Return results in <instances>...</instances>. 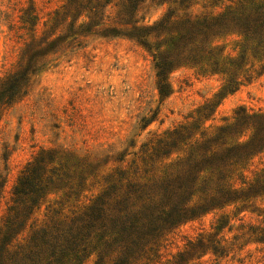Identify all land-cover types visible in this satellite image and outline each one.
Segmentation results:
<instances>
[{
    "label": "trees",
    "instance_id": "trees-1",
    "mask_svg": "<svg viewBox=\"0 0 264 264\" xmlns=\"http://www.w3.org/2000/svg\"><path fill=\"white\" fill-rule=\"evenodd\" d=\"M146 1L66 0L55 13L51 32L26 46L22 65L0 89V107L14 102L38 70L37 64L58 46L100 35L128 38L152 54L161 101L171 96L170 77L180 67L200 66L203 73L225 76L215 100L198 111L200 121L210 118L223 99L238 91L241 77L252 78L250 70H245L249 56L264 57V0H216L221 5L216 15L179 18L170 10L153 25H144L139 15ZM161 2L183 9L191 4V0ZM232 35L240 38L239 56L221 61L214 42ZM248 132L249 140L239 141ZM192 138V129L180 126L152 146L143 145V154L153 162L169 159L182 145L187 150L165 165L158 178L130 180L126 171L116 169L88 206L64 219L59 211L49 209L54 218L37 227L30 222L50 193L79 198L99 170L72 154L43 151L24 167L12 190L0 228V264H86L91 258L93 264H159L163 240L183 224L264 195V170L245 189L229 184L234 166L264 152V113L241 109L233 123L219 127L213 135L195 142ZM196 197L200 202L194 205ZM228 224L223 220L216 236ZM260 234L257 242L264 243V230ZM208 242L190 243L189 250L165 264H190L199 250L198 259L209 252L223 258L221 240Z\"/></svg>",
    "mask_w": 264,
    "mask_h": 264
},
{
    "label": "rangeland",
    "instance_id": "rangeland-1",
    "mask_svg": "<svg viewBox=\"0 0 264 264\" xmlns=\"http://www.w3.org/2000/svg\"><path fill=\"white\" fill-rule=\"evenodd\" d=\"M65 2L0 0V89L22 65L26 46L51 32L55 13ZM216 3L191 0L183 9L161 0H147L139 16L144 25H153L170 10H175L179 18L216 15L221 11ZM238 42L236 35L216 40L219 59L237 58ZM249 57L245 70H250V81L241 77L238 91L223 99L210 118L200 121L198 111L215 100L225 76L203 73L200 66L180 67L170 77L171 96L161 101L152 54L137 42L91 35L58 46L37 64L38 70L14 102L0 107V228L21 171L43 151L72 154L99 170L79 198L69 200L63 193H50L30 222L37 227L52 221L54 213L49 209L59 211L64 219L88 206L105 187V178L116 169L126 171L130 180L160 177L164 166L183 156L187 148L182 145L169 159L153 162L143 154V145L152 146L169 131L186 126L192 129L191 140L195 142L233 123L241 109L250 114L264 113V57ZM155 115L145 128V122ZM250 137L248 132L239 141ZM263 170L264 152L234 166L229 184L233 189H245ZM198 202L200 197L193 204ZM223 220L229 224L216 236V227ZM263 230L261 195L183 224L163 240L158 262L173 261L178 253L189 250L190 243L203 240L207 244L217 239L225 249L223 258L209 252L198 259L199 250L190 264H264V243L257 242Z\"/></svg>",
    "mask_w": 264,
    "mask_h": 264
}]
</instances>
